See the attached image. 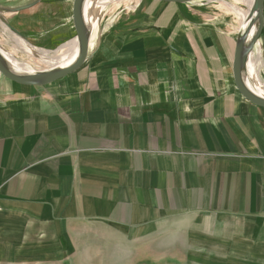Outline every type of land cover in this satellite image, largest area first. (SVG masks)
<instances>
[{
    "label": "crops",
    "instance_id": "crops-1",
    "mask_svg": "<svg viewBox=\"0 0 264 264\" xmlns=\"http://www.w3.org/2000/svg\"><path fill=\"white\" fill-rule=\"evenodd\" d=\"M91 1L76 71L42 87L0 75V264H50L98 231L120 247L183 239L184 264H264V109L233 75L250 14L126 0L103 23L110 1ZM72 4L0 0L7 62L2 37L42 63L70 49ZM262 15L242 80L264 94V0ZM175 216L220 221L173 232Z\"/></svg>",
    "mask_w": 264,
    "mask_h": 264
},
{
    "label": "rangeland",
    "instance_id": "rangeland-1",
    "mask_svg": "<svg viewBox=\"0 0 264 264\" xmlns=\"http://www.w3.org/2000/svg\"><path fill=\"white\" fill-rule=\"evenodd\" d=\"M98 5L102 4L105 0H92L91 6L93 9L97 10V6H94L95 2ZM110 3L104 5L106 12L102 16L99 14V10L96 11L97 18L101 20L103 23H110L116 16L120 13V10L124 7L126 0H109ZM116 2V3H115ZM203 4L207 8V11L211 13L218 14L216 16L226 17L227 19H239V17L235 14L240 12V17L242 14L246 17L250 14L252 9L251 0H198L195 1ZM92 11V12H93ZM90 15V13H89ZM95 17V15H94ZM87 22L89 23L92 19L89 16L87 18ZM91 19V20H90ZM72 21V20H71ZM92 22V21H91ZM90 25V24H89ZM13 36V35H12ZM70 41L74 40L73 43L76 42V35H72ZM14 38V36H13ZM18 41H22L26 46H28L22 39H18ZM1 40L7 45L9 49L10 56L13 58L14 62H8V65L12 68V66H16L15 68H23L26 67L27 73L29 71H41L51 67L52 63L45 62L42 63L37 60L36 55L39 53L37 50H33L29 53L20 50L19 47L14 46L12 41L4 39ZM69 41V42H70ZM29 47V46H28ZM30 48V47H29ZM59 49V48H58ZM58 49H54L53 53L51 52L49 57H59L60 52ZM28 51V50H27ZM5 52L2 51L1 54L4 57ZM7 55V54H6ZM263 64V63H262ZM263 75H259L260 82L264 84V70ZM210 221V223H217L220 221L219 219L212 218H203V217H190L183 218L182 216H175L171 218L172 229L171 231H175L176 229H180V227L189 223H203ZM100 235V239L90 237L86 240L80 241V244L77 246V250L75 253L67 256H57L54 258V261L50 264H184L185 259L188 257V250L185 248L184 241L179 238L170 237L166 239L167 248L164 250H158V247L155 245L157 240H145V242H133L128 244L127 247L117 246V240H110V234L108 232H97ZM174 253L181 254L177 259H183V261H179L177 259L169 258L174 255ZM165 255L167 257L165 258Z\"/></svg>",
    "mask_w": 264,
    "mask_h": 264
},
{
    "label": "water",
    "instance_id": "water-1",
    "mask_svg": "<svg viewBox=\"0 0 264 264\" xmlns=\"http://www.w3.org/2000/svg\"><path fill=\"white\" fill-rule=\"evenodd\" d=\"M84 0H73L71 19L73 28L76 34V41L79 52L76 61L67 67H50L42 71H30L27 73H16L9 65L5 57L0 53V75L7 80L23 85L42 87L53 83L76 71L85 61L88 51L89 30L83 20L82 4ZM142 1V0H139ZM162 1L167 3L185 4L195 0H151ZM27 7L19 8L18 10L26 9ZM263 0H253V5L250 13L254 14L253 24L255 33L251 38H248L250 29H247L236 46L233 75L234 82L239 93L250 103L264 109V98L255 95L248 89V86L242 80V71L245 65L247 56L251 53L257 42L263 28ZM251 26V27H252Z\"/></svg>",
    "mask_w": 264,
    "mask_h": 264
},
{
    "label": "bare ground",
    "instance_id": "bare-ground-1",
    "mask_svg": "<svg viewBox=\"0 0 264 264\" xmlns=\"http://www.w3.org/2000/svg\"><path fill=\"white\" fill-rule=\"evenodd\" d=\"M89 2H90V0H87V6H88V3ZM85 3H86V0H84L83 1V4H82L83 13H84ZM251 3L253 5V0H251ZM85 15H86V13H85ZM253 17H254V14L250 13L249 20L246 23V25H248V29L251 28L250 31H249L250 34L248 35V36H250V38L255 33V27L252 26V24H253ZM89 28H91V25H89ZM245 31H243L240 35L243 36L244 33H245ZM70 46H71L70 49L68 48V49H66V51L60 53L59 57H56V59H55V57L49 59V62L52 63L51 67H55V66L56 67H67V66H70L71 64H73L76 61L77 56H78V52H79V48H78L77 41L75 43L71 44ZM15 67L12 66V69L16 73H23V72H25L24 70H21L19 68H15ZM248 89L251 92H253L255 95L264 98V94H262L257 88L254 89L251 86H248Z\"/></svg>",
    "mask_w": 264,
    "mask_h": 264
}]
</instances>
